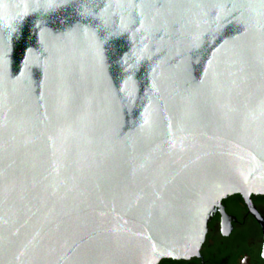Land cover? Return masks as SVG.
<instances>
[{
	"label": "water",
	"instance_id": "95a60500",
	"mask_svg": "<svg viewBox=\"0 0 264 264\" xmlns=\"http://www.w3.org/2000/svg\"><path fill=\"white\" fill-rule=\"evenodd\" d=\"M264 192V0H0V264L197 254Z\"/></svg>",
	"mask_w": 264,
	"mask_h": 264
},
{
	"label": "flooded vegetation",
	"instance_id": "af4514ba",
	"mask_svg": "<svg viewBox=\"0 0 264 264\" xmlns=\"http://www.w3.org/2000/svg\"><path fill=\"white\" fill-rule=\"evenodd\" d=\"M156 264H264V192L222 198L197 254Z\"/></svg>",
	"mask_w": 264,
	"mask_h": 264
}]
</instances>
